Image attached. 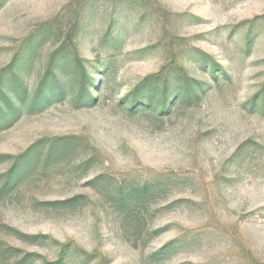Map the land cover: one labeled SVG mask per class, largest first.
<instances>
[{
	"label": "rangeland",
	"instance_id": "rangeland-1",
	"mask_svg": "<svg viewBox=\"0 0 264 264\" xmlns=\"http://www.w3.org/2000/svg\"><path fill=\"white\" fill-rule=\"evenodd\" d=\"M263 101L264 0H0V264H264Z\"/></svg>",
	"mask_w": 264,
	"mask_h": 264
},
{
	"label": "trees",
	"instance_id": "trees-1",
	"mask_svg": "<svg viewBox=\"0 0 264 264\" xmlns=\"http://www.w3.org/2000/svg\"><path fill=\"white\" fill-rule=\"evenodd\" d=\"M45 83H46V81L44 80V81H42V83H41V91L40 92H42L43 90H44V88L46 87L45 86ZM85 80H84V78H82V87L80 88V91H79V94H78V101H81V100H83V99H85V97H86V95H88V97H90L91 95L88 93V91H86V89H85ZM166 92H164V94H165ZM197 96V95H196ZM87 97V98H88ZM91 98V97H90ZM263 104H264V101H263ZM9 105V104H8ZM9 107H10V109L11 110H13V112H12V114H13V116L14 115H16V109H14V108H12V106H10L9 105ZM1 108V107H0ZM2 115V116H1ZM3 115H4V113H2V111H1V109H0V121L1 120H3L4 121V118H3Z\"/></svg>",
	"mask_w": 264,
	"mask_h": 264
}]
</instances>
